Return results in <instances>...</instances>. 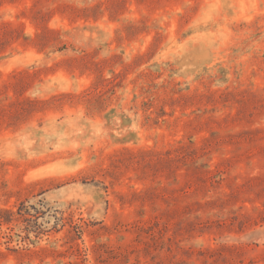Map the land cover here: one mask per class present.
I'll return each mask as SVG.
<instances>
[{"label": "rangeland", "instance_id": "1", "mask_svg": "<svg viewBox=\"0 0 264 264\" xmlns=\"http://www.w3.org/2000/svg\"><path fill=\"white\" fill-rule=\"evenodd\" d=\"M0 264H264V0H0Z\"/></svg>", "mask_w": 264, "mask_h": 264}]
</instances>
